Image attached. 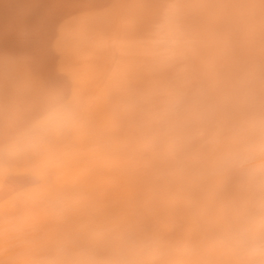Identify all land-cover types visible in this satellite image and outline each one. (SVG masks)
Here are the masks:
<instances>
[{
	"label": "bare ground",
	"instance_id": "6f19581e",
	"mask_svg": "<svg viewBox=\"0 0 264 264\" xmlns=\"http://www.w3.org/2000/svg\"><path fill=\"white\" fill-rule=\"evenodd\" d=\"M262 130L264 0H0V264H264Z\"/></svg>",
	"mask_w": 264,
	"mask_h": 264
},
{
	"label": "clouds",
	"instance_id": "9594fccd",
	"mask_svg": "<svg viewBox=\"0 0 264 264\" xmlns=\"http://www.w3.org/2000/svg\"><path fill=\"white\" fill-rule=\"evenodd\" d=\"M259 151L260 155L264 157V130L261 132ZM250 158V155L246 153L240 155V161L242 164L248 163ZM252 201V227L259 235L262 246H264V166L259 170V179L254 183Z\"/></svg>",
	"mask_w": 264,
	"mask_h": 264
}]
</instances>
